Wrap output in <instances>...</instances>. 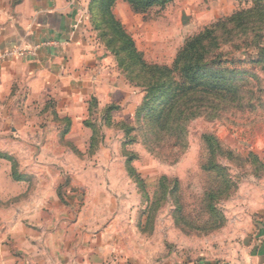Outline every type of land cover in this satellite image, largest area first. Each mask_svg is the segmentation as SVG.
<instances>
[{"label":"rangeland","instance_id":"1","mask_svg":"<svg viewBox=\"0 0 264 264\" xmlns=\"http://www.w3.org/2000/svg\"><path fill=\"white\" fill-rule=\"evenodd\" d=\"M255 3L259 30L245 44L222 45L219 58L222 68L245 73L247 100L190 121L183 147L147 127L145 89L97 12L90 34L104 68L82 108L51 96L29 100L25 90L0 99V262L30 264L29 252L54 242L82 246L94 261L101 247L97 264H244L259 256L264 0ZM254 6L173 0L135 13L120 4L116 17L146 64L171 68L190 38Z\"/></svg>","mask_w":264,"mask_h":264},{"label":"crops","instance_id":"2","mask_svg":"<svg viewBox=\"0 0 264 264\" xmlns=\"http://www.w3.org/2000/svg\"><path fill=\"white\" fill-rule=\"evenodd\" d=\"M89 2L0 0V51L39 46L35 57L27 55L0 61V99L11 98L13 93L25 90L29 100L33 97L48 100L51 96L68 103L79 102L78 106L73 103L74 106L67 107L69 110L84 106L89 89L94 85L97 89L100 87L104 68L90 34ZM120 4L129 7L117 0L112 9L115 17ZM116 19L119 21L118 17ZM70 114L63 117L72 124ZM257 245H261L259 256L250 254L244 264H264V243ZM81 247L74 250L68 244H41L29 252L30 264H97L101 261V256L97 258V253L103 251L101 247L95 251V261L88 258ZM0 264L8 263L1 261Z\"/></svg>","mask_w":264,"mask_h":264},{"label":"trees","instance_id":"3","mask_svg":"<svg viewBox=\"0 0 264 264\" xmlns=\"http://www.w3.org/2000/svg\"><path fill=\"white\" fill-rule=\"evenodd\" d=\"M116 1L90 0L89 19L92 21L93 13L97 12L104 19L111 35L122 41L120 51L127 53L131 60V80L146 92L139 111L156 138L174 137L173 146L183 147L186 126L190 121L210 111L222 112L245 103L248 97L244 93L247 83L241 77L245 73L222 68L219 63L220 49L229 43L245 44L251 35L249 33L258 29L260 23L253 19L258 7L255 3L257 0H253L255 6L252 10L237 12L190 38L178 52L171 68L146 64L132 39L113 15ZM122 1L133 12L144 13L153 7H163L173 0ZM118 52L119 49L114 52L115 56ZM262 53L264 55L263 50L258 55L261 57L258 64L264 62Z\"/></svg>","mask_w":264,"mask_h":264},{"label":"built area","instance_id":"4","mask_svg":"<svg viewBox=\"0 0 264 264\" xmlns=\"http://www.w3.org/2000/svg\"><path fill=\"white\" fill-rule=\"evenodd\" d=\"M39 49V46H27L23 48H11L4 49L0 51V61L8 59L23 58L27 55L31 57L36 56V52Z\"/></svg>","mask_w":264,"mask_h":264}]
</instances>
